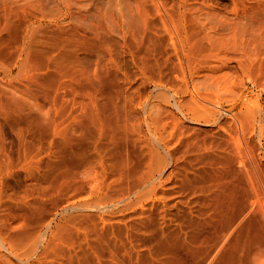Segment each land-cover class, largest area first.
I'll return each instance as SVG.
<instances>
[{"label": "rangeland", "instance_id": "obj_1", "mask_svg": "<svg viewBox=\"0 0 264 264\" xmlns=\"http://www.w3.org/2000/svg\"><path fill=\"white\" fill-rule=\"evenodd\" d=\"M0 264H264V0H0Z\"/></svg>", "mask_w": 264, "mask_h": 264}]
</instances>
